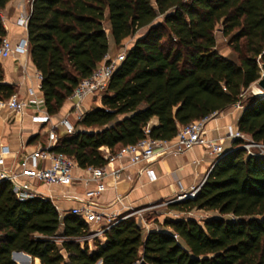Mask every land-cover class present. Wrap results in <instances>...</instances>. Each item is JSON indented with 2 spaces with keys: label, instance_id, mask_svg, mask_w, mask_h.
Returning <instances> with one entry per match:
<instances>
[{
  "label": "trees",
  "instance_id": "trees-1",
  "mask_svg": "<svg viewBox=\"0 0 264 264\" xmlns=\"http://www.w3.org/2000/svg\"><path fill=\"white\" fill-rule=\"evenodd\" d=\"M9 1L0 0V11ZM217 26L230 36L236 59L218 52ZM26 28L49 116L103 61L109 37L119 46L143 31L113 72L101 107L85 112L51 149L79 168L105 165L102 147L115 154L146 130L170 140L183 126L236 104L239 130L264 143V96H245L264 63V0H31ZM5 35L0 16V41ZM13 94L0 63V102ZM153 117L157 124L149 126ZM166 208L184 216L156 221L148 231L127 217L103 241L92 238L91 248L84 220L70 212L61 217L40 196L21 201L3 180L0 264H15L13 251L39 264H264V156L235 147L215 160L193 199ZM192 210L209 214L199 222L187 216ZM25 258L14 255L17 264Z\"/></svg>",
  "mask_w": 264,
  "mask_h": 264
},
{
  "label": "crops",
  "instance_id": "crops-1",
  "mask_svg": "<svg viewBox=\"0 0 264 264\" xmlns=\"http://www.w3.org/2000/svg\"><path fill=\"white\" fill-rule=\"evenodd\" d=\"M30 11L31 0H10L0 12L6 30L5 37L12 46L17 45L22 40L27 42L26 53L13 51L9 56L0 58L3 69V81L12 85L14 94L26 104L24 111L18 113L11 111L4 104L6 100L0 102V149L2 147L8 149V153L4 156L5 162L0 165V170L17 169L16 167L23 157L24 150L33 151L45 147L49 129L67 115L71 106L67 99L59 112L50 116V122L47 124L34 119L39 113H47L40 89L41 77L29 54L27 28L17 23L18 18L29 17ZM142 34L143 31L136 33L133 37L124 39L119 46L115 45L112 38L109 37V51L117 50L119 52L121 49L129 48ZM228 57L232 58L231 56ZM96 107H101L100 100H87V110ZM241 110V105L236 104L222 112L216 113L205 124L207 137L222 138L224 136V126L229 123L237 124ZM69 117L72 119L73 115H69ZM156 124L157 118L153 117L149 126ZM56 132L58 135L62 134V128L59 127ZM232 145V142L224 141L225 148H229ZM101 150L105 155L108 152L105 147H102ZM214 162L215 157L210 155L202 146H195L174 156L161 155L157 152L150 162L140 161L136 164H131L129 156H123L117 158L108 167V170L113 168L122 170L119 179L114 180L111 175L107 176L104 179L105 190L93 201L98 210L106 213L113 212L119 216L131 210L147 209L170 201L180 192L187 191L191 187L200 184ZM39 164L43 165V162ZM146 167L154 170L156 174L155 181L150 182L144 172H142ZM73 175L78 177L85 174L81 168H76L73 170ZM1 181L3 180L0 179ZM31 188L37 196L41 198L47 197L56 207L61 217L70 212L71 209L81 206L84 200V187L79 180L69 186H47L40 182H32ZM196 211L201 212L199 210ZM156 212L157 214L153 220H157L159 223L166 217H173L171 215H175L178 218L181 217L176 214L184 216L183 213L169 211L166 207ZM189 214L193 215L194 213L190 212ZM143 218L149 226L148 230L156 227L155 223H153L154 221L145 220V216ZM137 220L142 225V220L138 217ZM99 239L104 240V238ZM20 254L26 257V264H35V261L39 264L38 259H33L24 252ZM13 261L17 264L15 260ZM97 263L102 264L100 260Z\"/></svg>",
  "mask_w": 264,
  "mask_h": 264
},
{
  "label": "built area",
  "instance_id": "built-area-1",
  "mask_svg": "<svg viewBox=\"0 0 264 264\" xmlns=\"http://www.w3.org/2000/svg\"><path fill=\"white\" fill-rule=\"evenodd\" d=\"M27 21V16L20 17L17 23L26 26ZM13 51L26 53L27 42L22 40L17 45L12 46L9 40L3 37L0 41V58L9 56ZM125 51L126 49H121L114 56L108 52L103 61L97 65L93 72L88 77L80 80L72 94L67 98L71 105L69 112L56 124L51 126L48 131L47 144L45 147L33 151L24 150L23 157L16 167L17 169L0 170V179L7 180L11 183L14 195L21 201L37 196L31 188L32 182H40L47 186H69L77 182V180L81 181L84 187V200L81 206L71 209L70 213L80 217L89 226H94V228L90 229V234L87 236V239L104 238L105 231L116 225L120 220L133 215L142 220V226L145 230L148 231L149 229V226L143 218L146 209L131 210L119 216L113 212L106 213L96 208V204L93 200L105 190L106 185L104 179L109 175H111L114 180L120 177L122 171L120 168L108 170V167L117 158L129 156L131 164H136L140 161L150 162L157 152L161 155L174 156L190 150L195 146H202L205 148L210 155L215 157V160L225 155L228 151L233 150L235 147L243 148L251 155L264 156V143L253 141L233 123L224 126V136L222 138H208L205 124L215 116L216 113H214L206 118L193 121L183 126L170 140L153 139L148 136V130H146V136L136 143L121 148L115 154L107 152V163L105 165L86 169L81 168L85 175L78 177L74 176L73 170L79 167L73 159L63 153L53 152L51 150L58 140V133L56 130L61 127L63 134H72L74 132L75 123L88 111L86 108L87 100L101 99L108 87L113 72L120 62L124 60ZM4 104L11 111L18 113L23 112L26 106L25 102L20 101L15 94L11 95ZM36 108L38 109L37 105ZM69 115H73V118L71 119ZM50 118L51 117L47 113H39L38 116L34 117V119L44 124L49 123ZM225 140L232 142V144L236 141L239 143L238 145L225 148ZM7 153L8 149L6 147L0 149V165L5 162L4 156ZM40 162H43V165H40ZM210 169L206 176L210 172ZM142 172H144L150 182L156 180V174L152 168L146 167ZM203 181L187 191L180 192L172 200L157 204L154 207H166L169 203L193 199ZM42 198L44 200L48 199L47 197ZM117 201L119 200L117 199ZM133 264H140V261H136Z\"/></svg>",
  "mask_w": 264,
  "mask_h": 264
},
{
  "label": "rangeland",
  "instance_id": "rangeland-1",
  "mask_svg": "<svg viewBox=\"0 0 264 264\" xmlns=\"http://www.w3.org/2000/svg\"><path fill=\"white\" fill-rule=\"evenodd\" d=\"M215 36H216V41H217V50H218V52L220 54H222L223 56H231L232 58L236 59L235 56H237V55L234 54V52L231 49V46L229 45L230 36L223 37L222 34H221V30L219 29L218 26L215 29ZM117 53H118L117 50H114L113 52L109 51V54H111V55H116ZM256 89H257L256 82H254V83H252L250 85V87L247 90H245V96H248V95H251V94L256 95ZM162 208L163 207H154V206L150 207V208H147L144 211L145 220L147 219L149 222H151V220H152V222L154 221L153 223H155L157 220H153V218L157 214L156 211L157 210H161ZM191 212L194 213V214L193 215L188 214L187 216L195 218L199 222H200V220L203 217H205L207 214H209V212H205V211H201V212L196 211L195 212V210H192ZM176 215L179 216V217H182L181 214H176ZM171 216L174 217L175 215H171ZM173 217H171V218H173ZM174 218H178V217L175 216ZM92 228H94V226L91 225L90 229H92ZM88 243H89L90 247L92 248L93 247V240L92 239H88Z\"/></svg>",
  "mask_w": 264,
  "mask_h": 264
},
{
  "label": "water",
  "instance_id": "water-1",
  "mask_svg": "<svg viewBox=\"0 0 264 264\" xmlns=\"http://www.w3.org/2000/svg\"><path fill=\"white\" fill-rule=\"evenodd\" d=\"M261 68V75L259 79L256 81L257 89L259 90V93H256L258 96H264V63L260 64ZM14 253L11 254L12 260H14V255L18 253H21V251H13Z\"/></svg>",
  "mask_w": 264,
  "mask_h": 264
},
{
  "label": "bare ground",
  "instance_id": "bare-ground-1",
  "mask_svg": "<svg viewBox=\"0 0 264 264\" xmlns=\"http://www.w3.org/2000/svg\"><path fill=\"white\" fill-rule=\"evenodd\" d=\"M256 93H259V90L258 89H256ZM96 264H98V263H96Z\"/></svg>",
  "mask_w": 264,
  "mask_h": 264
}]
</instances>
